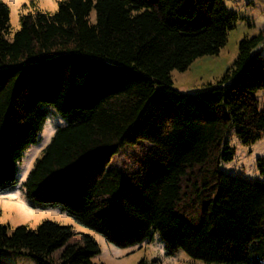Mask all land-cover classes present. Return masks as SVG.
Returning a JSON list of instances; mask_svg holds the SVG:
<instances>
[{"label": "trees", "instance_id": "trees-1", "mask_svg": "<svg viewBox=\"0 0 264 264\" xmlns=\"http://www.w3.org/2000/svg\"><path fill=\"white\" fill-rule=\"evenodd\" d=\"M10 15L0 1V192L17 185L51 107L67 124L23 184L31 209H58L119 249L158 235L167 257L264 264V181L222 168L235 157L231 137L245 146L264 137L263 32L240 41L216 85L183 93L172 72L217 55L235 28L225 0H60L55 12L22 15L14 34ZM125 150L133 164L118 167ZM258 168L264 175V158ZM74 236L49 220L0 222V264L9 252L95 264V239Z\"/></svg>", "mask_w": 264, "mask_h": 264}, {"label": "rangeland", "instance_id": "rangeland-1", "mask_svg": "<svg viewBox=\"0 0 264 264\" xmlns=\"http://www.w3.org/2000/svg\"><path fill=\"white\" fill-rule=\"evenodd\" d=\"M10 8V25L12 34L20 28L22 15L35 12H55L60 0H0ZM227 8L238 14L235 28L229 32L227 44L217 55L198 58L185 72L173 71L171 74L173 86L183 93H199L210 85H216L234 64L239 53V43L244 38H252L264 33V0H225ZM95 20V11L91 14ZM12 34L7 38L12 40ZM264 56V43L262 44ZM264 107V91L258 94ZM67 124L56 110L47 108V119L40 132L37 144L31 145L17 163V185L4 192H0V222L11 229L20 225H27L35 229L42 221H54L62 225L73 227L75 236L71 243H77L82 233L91 235L100 247V254L93 258L95 264H138L141 260H159L161 264H207L189 257L179 251L175 256L167 257L164 245L155 235L149 242L141 246L119 249L100 235L77 225L71 218L58 209H31L26 201L23 184L34 168L38 158L50 143L57 128ZM231 146L235 148L233 162L223 164V171L233 176H240L246 180H262L264 175L258 168V160L264 158V137L254 145L241 144L236 136L231 137ZM133 164V151L125 150L116 158V165L129 166ZM4 264H38L32 258L24 255L5 253L1 255Z\"/></svg>", "mask_w": 264, "mask_h": 264}]
</instances>
